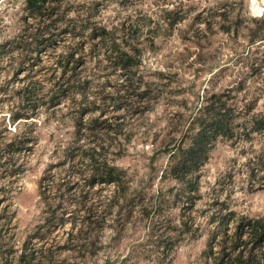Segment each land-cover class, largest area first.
Segmentation results:
<instances>
[{
  "label": "rangeland",
  "instance_id": "rangeland-1",
  "mask_svg": "<svg viewBox=\"0 0 264 264\" xmlns=\"http://www.w3.org/2000/svg\"><path fill=\"white\" fill-rule=\"evenodd\" d=\"M215 94L238 132L208 139L192 176L165 175ZM260 112L264 23L230 0H5L0 264H234L239 249L264 264L247 225L264 218V130L242 127ZM106 132L101 156L128 181L88 186L81 156Z\"/></svg>",
  "mask_w": 264,
  "mask_h": 264
},
{
  "label": "trees",
  "instance_id": "trees-1",
  "mask_svg": "<svg viewBox=\"0 0 264 264\" xmlns=\"http://www.w3.org/2000/svg\"><path fill=\"white\" fill-rule=\"evenodd\" d=\"M46 0H25L26 5L32 9L38 10L39 6L42 5ZM107 32L103 30V32L97 34L98 36H104ZM112 45L110 46L111 53L114 54L115 57L114 62L117 61V65H119L122 69H129L134 67L135 64L130 63V56L121 50H119L118 43L115 39H112ZM82 87V88H81ZM82 84H75L69 87V91L72 94L83 93ZM219 96V101L217 105L213 107L205 106L200 108V113L196 116L194 120V129L195 132L190 137L189 143L186 146H183L181 143L176 148L175 151L169 152V164L167 168L163 170L162 173L171 174L176 177L184 178L189 175L192 176L194 171L201 166L206 158L207 154L210 150L209 146H207L208 139H214L218 135L224 136H232L234 132H238V128L235 120L228 116V111L230 110V103L227 100H222L223 95L226 94H215ZM92 109H88L87 111H91ZM259 118L250 119L248 124H243L242 127L251 128V131H262L264 130V113L260 112ZM97 119V118H96ZM109 132L104 133L99 139L89 140L87 152L82 154L81 159L86 160L87 163L94 167L93 174L89 182L88 186L93 185L94 183H122L127 182V177L124 174V170L119 168L118 166L109 164L106 160L102 158L101 150L107 144L108 139L106 138ZM71 147L68 146V149ZM75 151L79 149L77 147H73ZM74 154H76L74 152ZM168 172V173H167ZM75 173V172H73ZM188 183L187 185H189ZM86 185V184H85ZM189 187H193L190 185ZM260 221L264 223V218L253 220L251 224H247L249 227V234L251 237H255L259 243L264 242V224H260ZM240 240V235H237L234 239L235 242ZM244 240H241L243 242ZM239 247L237 244L233 246V251ZM234 253V252H233ZM245 255V256H244ZM249 254L246 255L242 252V250H238L234 255V264H242L250 261Z\"/></svg>",
  "mask_w": 264,
  "mask_h": 264
},
{
  "label": "clouds",
  "instance_id": "clouds-1",
  "mask_svg": "<svg viewBox=\"0 0 264 264\" xmlns=\"http://www.w3.org/2000/svg\"><path fill=\"white\" fill-rule=\"evenodd\" d=\"M251 27L264 23V0H230ZM5 7V0H0V11ZM13 131H16L13 128Z\"/></svg>",
  "mask_w": 264,
  "mask_h": 264
}]
</instances>
